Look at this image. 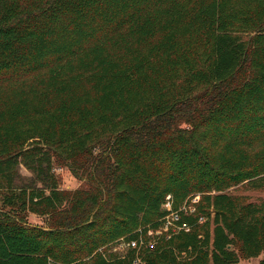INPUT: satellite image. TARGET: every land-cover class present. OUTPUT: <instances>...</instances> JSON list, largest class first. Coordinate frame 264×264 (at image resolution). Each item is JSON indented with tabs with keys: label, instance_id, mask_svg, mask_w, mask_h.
<instances>
[{
	"label": "trees",
	"instance_id": "obj_1",
	"mask_svg": "<svg viewBox=\"0 0 264 264\" xmlns=\"http://www.w3.org/2000/svg\"><path fill=\"white\" fill-rule=\"evenodd\" d=\"M244 180L264 190V0H0V264H264ZM120 237L144 242L98 250Z\"/></svg>",
	"mask_w": 264,
	"mask_h": 264
},
{
	"label": "rangeland",
	"instance_id": "obj_2",
	"mask_svg": "<svg viewBox=\"0 0 264 264\" xmlns=\"http://www.w3.org/2000/svg\"><path fill=\"white\" fill-rule=\"evenodd\" d=\"M54 171L59 178L60 188L66 189V190H73V189L84 186L83 181L76 178L67 167L55 166ZM22 173L27 174V172L24 169H22ZM226 192L230 195L238 197L239 200L242 202L256 201L257 199L264 198V190L260 188L252 187L251 184L248 183L247 180H244L243 182L238 183L237 185L231 186L230 188L227 189ZM170 204L172 207L171 201H170ZM26 221L32 225L46 227V218L44 216L28 214L26 217ZM156 229L155 228L154 229L149 228V230L147 229L148 230L147 238H149V240L154 235H156L155 234ZM113 248H114V244L109 243L105 247H101L98 250L101 251L105 249L107 253H117L116 251L113 250ZM259 259L260 257L252 258V259H243V260H240L237 264H257Z\"/></svg>",
	"mask_w": 264,
	"mask_h": 264
},
{
	"label": "built area",
	"instance_id": "obj_3",
	"mask_svg": "<svg viewBox=\"0 0 264 264\" xmlns=\"http://www.w3.org/2000/svg\"><path fill=\"white\" fill-rule=\"evenodd\" d=\"M169 197H167L168 199ZM199 199V195H194L190 198L189 202L185 201L183 205H181L177 210L171 209V204L167 201L163 204V207L168 211V213L164 216L162 220V224L156 229L155 234L150 240L147 238L146 246L147 248L152 249L154 244L156 243L159 236L165 234L167 237H170L173 234L178 233L181 230L187 231L189 228L184 222H180V213H191L194 211V203H196ZM200 221L202 218L199 219ZM144 242V239L140 237L138 240H125L123 237L115 240L113 242L114 248L113 250L117 252V254H124L125 250L129 248H139L141 244ZM133 264H143L142 259L139 256H135L132 261Z\"/></svg>",
	"mask_w": 264,
	"mask_h": 264
}]
</instances>
